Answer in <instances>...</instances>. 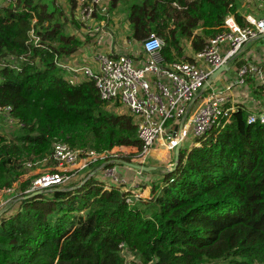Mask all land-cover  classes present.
<instances>
[{
    "label": "trees",
    "instance_id": "16d2710c",
    "mask_svg": "<svg viewBox=\"0 0 264 264\" xmlns=\"http://www.w3.org/2000/svg\"><path fill=\"white\" fill-rule=\"evenodd\" d=\"M104 1L109 12L129 7L135 39L162 37L171 63L192 62L182 41L201 52L230 15L249 25L239 0ZM69 4L76 14L77 1ZM76 21L41 0L0 5V108L20 126L13 143L0 134V193L28 174L27 164L51 155L56 141L83 156L118 149L128 152L120 161L132 162L142 155L134 118L119 104L107 108L93 82L70 84L56 65L80 49L69 29ZM248 119V109L235 106L228 122L181 149L175 171L141 172L158 177L150 199L129 203L127 185L89 174L73 188L13 199L0 209V264H264V123ZM116 166L124 167L107 168Z\"/></svg>",
    "mask_w": 264,
    "mask_h": 264
},
{
    "label": "built area",
    "instance_id": "2783aa9c",
    "mask_svg": "<svg viewBox=\"0 0 264 264\" xmlns=\"http://www.w3.org/2000/svg\"><path fill=\"white\" fill-rule=\"evenodd\" d=\"M76 1L77 19L85 27L90 25L97 14H109L104 0ZM256 1L264 7V0ZM0 2L4 5L17 4V0ZM246 20L249 25L241 26L234 16H228L223 31L208 40L204 49L196 54L195 63H167L162 56L165 41L155 33L142 42L146 58L140 64L126 54L108 56L103 53L94 54L95 67L77 66L70 58L56 57L55 62L57 67L65 72V79L70 84L91 81L103 102L115 106L119 104V107L128 110L135 119L138 137L143 144L142 156H146L161 139L167 142L170 152H175L177 146L183 144L190 135L196 140L203 139L210 131L228 122L235 110V107H226L228 98L224 93L211 96L196 113L197 108L191 113L189 105L217 69L236 59L247 44L264 35V14L260 18L248 16ZM101 30V27H98L93 31L99 33ZM31 38L38 43L39 39L34 35V31L31 32ZM102 40L100 37V41ZM199 62L205 66L198 64ZM13 64L14 68L18 67L17 62ZM249 72L261 74L256 67H243L239 72L240 78ZM184 118L187 119L180 129L179 123ZM257 121L264 123V115H249L248 123ZM109 154L91 152L83 156L82 151L63 141H56L51 155L41 161L43 165L54 163L55 168L39 174L25 193L70 187L78 180L80 172L89 166V163L83 165L84 161H104L113 157ZM108 164L106 162L103 165L105 179L111 184L127 185L126 179L118 174L116 168H107ZM27 166L31 167V164ZM125 190L132 193V197L128 199L129 203L139 199L138 192L133 189Z\"/></svg>",
    "mask_w": 264,
    "mask_h": 264
},
{
    "label": "crops",
    "instance_id": "0c3cea01",
    "mask_svg": "<svg viewBox=\"0 0 264 264\" xmlns=\"http://www.w3.org/2000/svg\"><path fill=\"white\" fill-rule=\"evenodd\" d=\"M239 2L242 6L239 13L244 17V19L248 16H254L256 18L263 16L264 7H261L260 3L256 0H239ZM60 6L65 9L69 18H74L75 21L77 20L76 24L69 23V29L74 36L82 41L79 51L70 58V61L73 64L77 66L85 65L95 67L93 56L96 53H103L108 56L126 54L134 58L137 64H140L145 60L146 57L142 49V42L146 38L141 41L134 38L133 31L130 29L128 22L129 7L127 5L119 4L118 7L115 10L110 11L107 16L97 14L88 27L83 26L78 21V12L76 11L75 14V12L71 9L69 0H60ZM98 27H101V32H94L93 30ZM100 37L103 38L102 41H100ZM182 48L184 55L192 58L193 60L192 62L183 63L197 62L195 60V56L198 53H194L192 51L190 41L183 40ZM167 63L171 64V62ZM198 64L205 66L201 62ZM229 67L230 70L223 73L211 86L204 90V92V88L200 90L196 99H194L189 105L191 113L200 104H204L203 102H206L214 94L224 93L228 98L226 107H237L238 105H241L248 109L249 115H264V35L247 44L241 50L236 59L229 63ZM243 67H256L260 70L261 74L259 75L254 72H249L245 77L240 78L239 72ZM241 81H243V83H241ZM122 109L123 107H120L118 111L120 113H124L122 112ZM126 114L130 115L128 110L126 111ZM169 156H171V152H169L168 157ZM159 161L162 160L156 159V161L152 164ZM93 166L94 167L90 169L91 171H89L88 174L90 176L93 174L98 175L101 178L102 173L104 172L103 166ZM128 170L132 173L135 172L130 175V179L126 176V169H124L122 173L121 177L126 179L128 187H135L134 191L138 193L143 190L144 193L150 194L149 187L142 189V186L144 185V177L141 172L135 170L132 171V169L129 168ZM85 175L86 174H80L81 177H84ZM103 180L110 183L108 179L103 178ZM140 194L143 193L141 192ZM2 204H0V206Z\"/></svg>",
    "mask_w": 264,
    "mask_h": 264
},
{
    "label": "rangeland",
    "instance_id": "374dc122",
    "mask_svg": "<svg viewBox=\"0 0 264 264\" xmlns=\"http://www.w3.org/2000/svg\"><path fill=\"white\" fill-rule=\"evenodd\" d=\"M41 2L42 3H46L51 8H53L54 6L57 7L58 5H60V0H58V1L57 0H41ZM0 5H1V2H0ZM107 108H109L111 110H115V109L118 108V106L109 105V107H107ZM126 111L127 110L125 108L122 109V112L126 113ZM120 112H121V109H120ZM19 129H20V126H19L18 122L14 121L10 117L9 110H0V134L2 136H4L6 138V140H8L10 143H13L17 139V136L19 135ZM196 141L197 140L193 137V135H190L183 142V148H187L188 146L192 147L194 145V143H196ZM190 147H188V148H190ZM21 153H22V155H26L25 151H22ZM109 153H110L109 154L110 156H113V157H111L112 158L110 160L111 162H108L109 164H111V163H118V161H120L118 156H120L121 153H128V152L119 151L118 149H115L114 151H111ZM168 155L169 154H166L165 157H164L165 159H163L162 161H159L157 163H154V164L142 163L141 160L145 157V156H142V155L133 158L132 162L141 163V164L148 165V166H154V167H156L158 169V171L160 173H162V172H167L174 165V162H175L174 161V152L173 151L171 152V156L168 157ZM100 163L101 164L99 165L97 163V161H95L93 165H97V167L104 165L102 162H100ZM29 164H31V167L27 166L28 167V174L26 176L22 177L13 187H11V188H9V189H7L5 191H2L0 193V204L3 203L0 206L1 207L0 209L5 210L4 207L6 205H8L13 199L20 198V197H22L24 195H27L25 192H22L21 190H19L21 183H24L26 181H33L39 174H42L43 172L50 171L51 169L55 168V164L54 163H51L49 165H43L39 161L36 164H33V163H29ZM93 165L89 166L86 169H84L83 171H81L80 174L81 175L86 174L85 176H87L88 172L91 171L90 169H92L94 167ZM109 169H112V168H109ZM116 169H117V172H118V174L120 176H122V173H123L124 169H126L127 172L125 171V173H126V176L128 178L130 177V175L135 173V172H133V173L129 172L127 167L116 166ZM132 171H134V170H132ZM84 177L80 176L78 178V180L76 182H74L68 188H73V186L79 184ZM143 177H144V183L147 185V187L150 186L149 184H150L151 180L158 178V177L153 176L151 174L150 175H145ZM103 178H105V172L102 173L101 179H103ZM29 187H28V189H29ZM125 189H133V190H135V187H130L129 188L128 185H127V188H125ZM141 192L143 194H140ZM138 195L140 196L139 199H143V200L150 199V197H151L150 194L144 193L143 190L139 191ZM124 256H125L127 262L138 261V258L136 256L132 255V254L125 253ZM215 264H230V263H229V261H219V262H217Z\"/></svg>",
    "mask_w": 264,
    "mask_h": 264
},
{
    "label": "water",
    "instance_id": "95a60500",
    "mask_svg": "<svg viewBox=\"0 0 264 264\" xmlns=\"http://www.w3.org/2000/svg\"><path fill=\"white\" fill-rule=\"evenodd\" d=\"M229 70H230L229 64H225L222 67H220L219 69H217L211 75L210 79L208 80V82L204 86L203 92L209 86H211L223 73H226ZM185 120H186V118L181 120V122L179 124V128L180 129L183 128ZM181 149H182V144L180 143L177 146V148L175 149V152H174V161H175L174 165L167 172H173V171H175L177 169L178 164H179V156H180ZM118 163L123 165L124 167H127V168L135 170V171H139V172L151 173V172H154V171H158V169L156 167H154V166H148V165H144V164H141V163L127 162V161H118ZM92 176H94V174L89 176V178L92 177ZM88 179H86L82 184H84ZM42 193L43 192L32 193L27 198H32V197H35V196L40 195Z\"/></svg>",
    "mask_w": 264,
    "mask_h": 264
},
{
    "label": "bare ground",
    "instance_id": "6f19581e",
    "mask_svg": "<svg viewBox=\"0 0 264 264\" xmlns=\"http://www.w3.org/2000/svg\"><path fill=\"white\" fill-rule=\"evenodd\" d=\"M205 103V102H203ZM203 104H200L197 109L195 110V113L198 111V109L202 106ZM170 152V147L167 144V142L164 139H161L157 147L152 148L146 156L141 160L142 163L145 164H152L153 162L158 160H163L165 159V152ZM89 163V166H92L94 164V159L91 160H86L83 162V165ZM88 166V167H89Z\"/></svg>",
    "mask_w": 264,
    "mask_h": 264
}]
</instances>
